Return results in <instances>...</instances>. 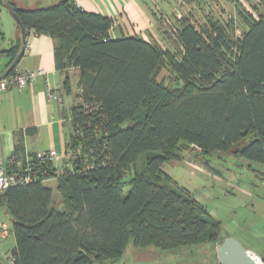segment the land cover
<instances>
[{"label": "trees", "instance_id": "16d2710c", "mask_svg": "<svg viewBox=\"0 0 264 264\" xmlns=\"http://www.w3.org/2000/svg\"><path fill=\"white\" fill-rule=\"evenodd\" d=\"M15 11L24 37L54 40L62 88L74 99L61 161L25 150L33 127L19 132L8 158L7 172L30 166L28 182L0 194L11 218L12 263L104 264L121 258L130 242L173 250L221 240V222L189 189L172 186L162 165L193 147L204 161L216 152L264 165V0L236 5L228 19L181 14L164 25L168 47L114 33V17L76 0ZM21 43L16 38L0 54L11 64ZM51 179L60 209L44 185Z\"/></svg>", "mask_w": 264, "mask_h": 264}, {"label": "rangeland", "instance_id": "374dc122", "mask_svg": "<svg viewBox=\"0 0 264 264\" xmlns=\"http://www.w3.org/2000/svg\"><path fill=\"white\" fill-rule=\"evenodd\" d=\"M15 1L20 2V6L24 8H31L34 5L46 6L45 4L49 5L58 0ZM184 1L183 3L179 0H172L171 3H166L167 0L157 1L160 10L163 11L160 14L163 33L166 30L164 25L168 21L169 24L174 23L178 17L176 14L180 16L192 10L195 16L200 17L203 12L209 11L228 19L229 16L236 15V5L246 9H249L251 5L249 0H202L203 10L197 9L195 12L200 0ZM175 8L176 10H172ZM0 9L6 15L2 22L0 20L1 49L7 46L9 39L14 36L16 26L10 16L8 6L0 2ZM160 34V42L164 45L168 37L165 33L161 38ZM166 75L168 74L165 71L160 74L161 77ZM72 88L75 86L73 85ZM130 124V121H125L123 126ZM201 154L198 148L193 147L182 152L180 159L164 162L162 170L172 177L174 182L172 186L189 189L210 215L221 222L220 236H233L243 246L261 255L259 250L264 243V177L260 171L253 170L258 163L233 154H222L219 157L216 152L204 155L205 160L207 159L204 161L201 159ZM44 185L52 189L53 203L56 208L60 209L61 194L56 190V180L46 181ZM0 220L11 226V218L2 207L0 208ZM219 241L173 250H162L155 247L135 248L130 242L121 258L116 261H106L104 264H219L217 261ZM13 244V234L6 239L0 238V264H13L9 257Z\"/></svg>", "mask_w": 264, "mask_h": 264}, {"label": "crops", "instance_id": "0c3cea01", "mask_svg": "<svg viewBox=\"0 0 264 264\" xmlns=\"http://www.w3.org/2000/svg\"><path fill=\"white\" fill-rule=\"evenodd\" d=\"M6 1L13 3L15 8H24L20 6V2L15 0ZM157 1L160 0H76L77 4L87 11L100 12L114 17L115 23L119 24L114 29V33L123 29L128 34L138 33L146 39H155L163 47H168L167 39L163 45L159 38L160 33L161 38L164 37L160 24V14L163 11L160 10ZM171 1L167 0L166 3H171ZM249 1L251 4L258 2V0ZM160 4L162 5V3ZM172 10H176V8ZM176 15L179 16V14ZM4 16L6 15L0 9L1 22ZM12 20L16 26L14 36L9 39L8 45L1 48L0 51L8 49L16 38L22 39L20 27L13 16ZM19 50H23V53L14 70L43 69L45 74L38 75L26 86L7 89L0 93V162L5 163L12 154L14 145L19 138V132L30 127H33L35 131L23 137L26 151L53 149L63 156L65 140L70 130L68 115L74 98L73 94L64 93L62 88L63 75L55 64L54 40L47 34L30 32L25 37V42L22 41ZM9 61L10 56L0 54V76L9 67ZM71 81L72 86L74 85L76 88V75L72 74ZM49 85L59 94L60 100L47 99L46 88ZM75 88H72L73 91ZM253 170L263 173L264 165L258 164ZM246 248L249 251H255L249 247ZM259 251L264 254V243Z\"/></svg>", "mask_w": 264, "mask_h": 264}, {"label": "built area", "instance_id": "2783aa9c", "mask_svg": "<svg viewBox=\"0 0 264 264\" xmlns=\"http://www.w3.org/2000/svg\"><path fill=\"white\" fill-rule=\"evenodd\" d=\"M179 1L183 3V0ZM114 24H116L115 20ZM167 24H169V21ZM44 74L45 71L43 69H27L22 71L14 70L11 73H7L6 75L0 77V93L6 91L7 89L26 86L38 75ZM46 96L49 100H60L59 94L50 85L46 88ZM34 157L40 161L52 162L61 161L62 159V157L53 149L35 151ZM29 158L30 157H27L26 161H28ZM8 162V159L5 163L0 162V194L10 186L24 184L30 179L29 163H27L22 169L20 168L19 172H7L6 164ZM262 177H264V172L262 173ZM10 234H12L11 226H9L5 221L0 220V238L5 239ZM250 252L255 261L264 264V260L261 255L256 254L253 251Z\"/></svg>", "mask_w": 264, "mask_h": 264}, {"label": "water", "instance_id": "95a60500", "mask_svg": "<svg viewBox=\"0 0 264 264\" xmlns=\"http://www.w3.org/2000/svg\"><path fill=\"white\" fill-rule=\"evenodd\" d=\"M7 6L9 9V13L14 17L17 25L20 27L22 41L24 43V31L20 26V20L17 17L15 7L12 5ZM22 53L23 50H21L16 55L12 63L1 76L6 75L11 69L15 67ZM217 261L219 262V264H263L255 261L251 255V252L233 236H226L217 243Z\"/></svg>", "mask_w": 264, "mask_h": 264}]
</instances>
